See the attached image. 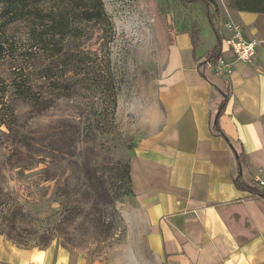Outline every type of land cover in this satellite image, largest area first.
Returning a JSON list of instances; mask_svg holds the SVG:
<instances>
[{
    "label": "crops",
    "instance_id": "obj_1",
    "mask_svg": "<svg viewBox=\"0 0 264 264\" xmlns=\"http://www.w3.org/2000/svg\"><path fill=\"white\" fill-rule=\"evenodd\" d=\"M237 19L258 48L248 62L223 44L219 72L230 92L219 126L228 139L212 128L222 96L198 72L189 33L166 44L161 119L137 141L131 161L134 203L125 218L138 240L137 264H264V199L234 182L237 154L244 152L264 184V14L238 11ZM227 22H216L223 39ZM0 264L115 263L57 243L25 247L0 237Z\"/></svg>",
    "mask_w": 264,
    "mask_h": 264
},
{
    "label": "trees",
    "instance_id": "obj_2",
    "mask_svg": "<svg viewBox=\"0 0 264 264\" xmlns=\"http://www.w3.org/2000/svg\"><path fill=\"white\" fill-rule=\"evenodd\" d=\"M175 1L184 6L199 5L215 34L216 44L200 59L196 52L202 41L201 26L195 21L184 30L190 35L198 72L221 93V103L210 120L215 132L228 139L219 126L230 85L216 69L223 57V36L215 20V0ZM0 5V61L9 62L13 68L9 81L0 79V125L12 129L17 118L13 100L28 103L38 114L71 100L77 103L78 115L73 120L60 117L57 128L67 127L71 120L75 122L76 135L84 149L90 143L95 144L97 138L102 143L117 142L119 137L112 126L117 119L119 91L109 66L110 59L104 52L110 42L108 35L111 38L114 34V24L104 0H0ZM230 6L240 12L264 14V0H230ZM14 23L24 25V37L6 36ZM94 37L98 41L93 43L90 40ZM3 134L10 137L9 131L4 130ZM41 134L39 131L36 137ZM115 146L111 157L104 162L89 159L82 152L65 156L36 152L29 156L39 175V181L34 184L48 190L53 183L50 197L42 204L59 205V222L79 214L81 204L73 197L75 192L82 191L86 203L92 201L88 211L99 217V223L105 221L108 211L113 214L117 201L126 195L134 196L132 155L128 152L135 145L130 142ZM13 158L14 155L3 153L0 164L12 162ZM237 163L238 172L234 177L237 188L264 199V184L256 179L244 152L237 154ZM2 184L0 177V191Z\"/></svg>",
    "mask_w": 264,
    "mask_h": 264
},
{
    "label": "rangeland",
    "instance_id": "obj_3",
    "mask_svg": "<svg viewBox=\"0 0 264 264\" xmlns=\"http://www.w3.org/2000/svg\"><path fill=\"white\" fill-rule=\"evenodd\" d=\"M104 2L114 24V34L111 38L108 35L110 42L104 52L110 59L109 66L119 91L117 119L112 126L119 142L108 140L102 143L97 138L95 144L90 143L84 149L76 135L77 125L72 121L78 115L75 101L64 100L38 114L28 103L13 100L17 118L12 129L0 125V155H14L12 162L0 164L3 182L0 237L26 247L57 243L91 259L137 264L133 252L138 248V240L133 237V232L130 233L125 218L126 207L134 203V196L126 195L117 201L115 209L111 208L113 214L108 211L105 221L99 223V217L88 211L92 201L86 203L83 192H75L73 197L81 204L77 210L79 214L61 223L58 221L59 205L54 203L49 207L42 204L50 197L53 183L48 190L34 184L39 181V175L29 156L36 152L59 156L82 152L89 159L104 162L111 157L110 152L115 150L117 143L127 145L133 142L136 146L139 139L158 128L161 119L158 94L167 61L166 44L195 21L202 28L200 52L204 53L203 50L210 46L215 34L206 14L196 4L184 6L175 0ZM214 7L216 22L226 23L230 19L238 22V11L230 6V0H215ZM24 31L22 23H14L7 29L6 36L24 37ZM90 41L94 43L98 39L94 37ZM12 72L10 63L1 60L0 79L9 81ZM2 83L4 86L5 81ZM60 117L72 120L67 127L57 128L56 121ZM4 130L10 132L9 138L4 136ZM39 131L42 134L36 137ZM134 149L128 154L133 156Z\"/></svg>",
    "mask_w": 264,
    "mask_h": 264
},
{
    "label": "built area",
    "instance_id": "obj_4",
    "mask_svg": "<svg viewBox=\"0 0 264 264\" xmlns=\"http://www.w3.org/2000/svg\"><path fill=\"white\" fill-rule=\"evenodd\" d=\"M229 35L223 39V44L230 50L234 52L237 58L251 62L253 61L255 55L257 54L258 41L257 39L248 38L243 30V27L233 21L229 20L227 22ZM222 58L219 61L217 70H221Z\"/></svg>",
    "mask_w": 264,
    "mask_h": 264
}]
</instances>
